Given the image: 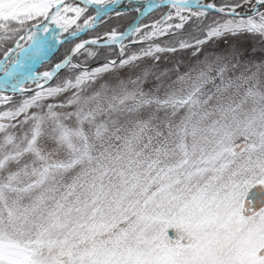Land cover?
<instances>
[{
  "label": "snow or ice",
  "instance_id": "snow-or-ice-1",
  "mask_svg": "<svg viewBox=\"0 0 264 264\" xmlns=\"http://www.w3.org/2000/svg\"><path fill=\"white\" fill-rule=\"evenodd\" d=\"M0 264H264V0H0Z\"/></svg>",
  "mask_w": 264,
  "mask_h": 264
}]
</instances>
